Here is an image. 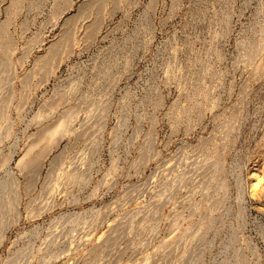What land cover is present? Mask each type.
I'll use <instances>...</instances> for the list:
<instances>
[{"label": "rangeland", "instance_id": "rangeland-1", "mask_svg": "<svg viewBox=\"0 0 264 264\" xmlns=\"http://www.w3.org/2000/svg\"><path fill=\"white\" fill-rule=\"evenodd\" d=\"M0 264H264V0H0Z\"/></svg>", "mask_w": 264, "mask_h": 264}]
</instances>
